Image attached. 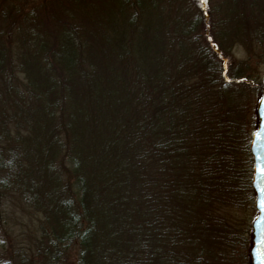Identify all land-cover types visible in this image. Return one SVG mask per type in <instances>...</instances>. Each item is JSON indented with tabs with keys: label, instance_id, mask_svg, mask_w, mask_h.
Wrapping results in <instances>:
<instances>
[{
	"label": "trees",
	"instance_id": "obj_1",
	"mask_svg": "<svg viewBox=\"0 0 264 264\" xmlns=\"http://www.w3.org/2000/svg\"><path fill=\"white\" fill-rule=\"evenodd\" d=\"M194 1L168 26L159 0H84L82 22L53 18L54 43L0 51V203L40 216V264H227L252 246L227 215L255 211L230 96L251 76L218 44L263 45L264 0Z\"/></svg>",
	"mask_w": 264,
	"mask_h": 264
},
{
	"label": "rangeland",
	"instance_id": "obj_2",
	"mask_svg": "<svg viewBox=\"0 0 264 264\" xmlns=\"http://www.w3.org/2000/svg\"><path fill=\"white\" fill-rule=\"evenodd\" d=\"M159 2L162 8H166V10H162V12L166 11L165 14L161 15L162 17L157 13L154 16L160 24L174 26L177 14L179 12L181 14L180 9H184V12L190 11L193 20L197 18V14L201 13V4H197L194 0H174L172 4H169L170 0H159ZM205 2L213 11L214 7L217 4H221L222 1L205 0ZM86 7L87 4L84 3V0H0V51H7L6 57L13 58V55L18 52L17 46L22 48V45L25 44L26 39L23 36L25 34L27 37V33L29 37L33 36L32 38L35 41L37 40L39 44L40 32L50 39L49 42L51 44L54 43L58 33L54 28L55 22L53 18L57 17L62 21L72 22L70 17L74 14V10L77 9L82 15L77 21L82 22V20H85L83 11L86 10ZM31 11L36 15L35 22H30L27 19ZM92 12H96V10ZM212 18L214 21V15ZM187 21L188 19L184 17L183 22ZM34 23L35 25H33ZM135 24L140 25L143 22L137 21ZM32 27L35 30L30 32ZM217 27L215 25L214 32H218ZM90 30L95 33L97 28L91 27ZM200 31L201 35L213 34V31L207 27L200 28ZM231 41L230 44H226L222 40L218 46L227 51L231 59L238 63L237 65L247 69L251 76H249L250 81L237 86L232 91L233 95H229L233 99L235 98L236 102L239 101L238 104L236 103L237 110L235 113L237 122L243 126V119H246L245 134L247 133L248 137L252 138L255 132L254 124L255 122L258 123L257 104L262 97L257 84H259V81L263 82L264 80V42L261 46H258L259 43L244 46L240 42L235 43L233 39ZM201 46L206 48L203 43H200L199 47ZM8 53L10 56H8ZM1 55L2 53L0 52V58H2ZM244 110H246L247 115L243 113ZM3 214L9 218L3 220ZM227 215L229 219H237L239 231L244 227L245 232H247L249 225L251 226L250 229H252V222L256 218L257 212L256 210L253 211L248 204V208L236 212L232 211ZM1 225H4L5 232L2 231ZM39 227L40 216L26 208L18 198L8 197L2 199L0 203V261L2 263L7 262V264H21V261L22 264H40V254L34 248L36 238H40ZM250 249L251 246L247 247L246 244L233 245L229 258L224 262L227 264H251ZM70 257L73 260L74 255L71 254Z\"/></svg>",
	"mask_w": 264,
	"mask_h": 264
},
{
	"label": "water",
	"instance_id": "obj_3",
	"mask_svg": "<svg viewBox=\"0 0 264 264\" xmlns=\"http://www.w3.org/2000/svg\"><path fill=\"white\" fill-rule=\"evenodd\" d=\"M258 126L254 132L250 144V152L254 162V175L252 187L256 195L255 208L258 212L257 218L252 224L253 240L250 251L252 264H264V227L261 221L264 220V209L261 208V200L264 199V173L261 169L264 168V81L263 95L257 104Z\"/></svg>",
	"mask_w": 264,
	"mask_h": 264
},
{
	"label": "snow or ice",
	"instance_id": "obj_4",
	"mask_svg": "<svg viewBox=\"0 0 264 264\" xmlns=\"http://www.w3.org/2000/svg\"><path fill=\"white\" fill-rule=\"evenodd\" d=\"M261 172L264 173V168L261 169ZM262 192H264V189H262ZM261 208L264 209V199L261 200ZM262 227H264V220L261 221Z\"/></svg>",
	"mask_w": 264,
	"mask_h": 264
}]
</instances>
